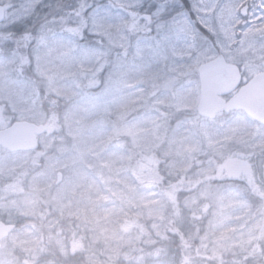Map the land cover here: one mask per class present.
Wrapping results in <instances>:
<instances>
[{"label": "rangeland", "instance_id": "obj_1", "mask_svg": "<svg viewBox=\"0 0 264 264\" xmlns=\"http://www.w3.org/2000/svg\"><path fill=\"white\" fill-rule=\"evenodd\" d=\"M64 1L37 19L33 0H0V130L55 122L35 153L0 147V219L17 224L0 264H76L85 242L83 264H263L264 125L196 113L197 68L217 53L244 79L264 70L261 0H238L244 22L206 43L127 51L41 29Z\"/></svg>", "mask_w": 264, "mask_h": 264}, {"label": "snow or ice", "instance_id": "obj_2", "mask_svg": "<svg viewBox=\"0 0 264 264\" xmlns=\"http://www.w3.org/2000/svg\"><path fill=\"white\" fill-rule=\"evenodd\" d=\"M43 8L51 10L52 5L33 0L24 18L40 19L37 10ZM56 12L59 15L43 14L41 29L58 27L78 48L80 41L91 37L102 51H127L141 44L175 48L194 41L206 43L218 35L217 26L227 35L233 25L243 23L248 8L238 0H76L57 5Z\"/></svg>", "mask_w": 264, "mask_h": 264}, {"label": "water", "instance_id": "obj_3", "mask_svg": "<svg viewBox=\"0 0 264 264\" xmlns=\"http://www.w3.org/2000/svg\"><path fill=\"white\" fill-rule=\"evenodd\" d=\"M5 18V7L0 5V24ZM199 99L196 113L205 119H214L218 113L242 111L253 121L264 125V71L240 86L241 75L237 66L227 63L221 54L197 68ZM236 91L221 106V97ZM47 132L42 125L16 122L0 131V146L9 152L32 151L36 148L37 135ZM228 176L239 174L237 162L227 167ZM14 230L13 224L0 221V249L2 241ZM264 263V253L262 257Z\"/></svg>", "mask_w": 264, "mask_h": 264}, {"label": "trees", "instance_id": "obj_4", "mask_svg": "<svg viewBox=\"0 0 264 264\" xmlns=\"http://www.w3.org/2000/svg\"><path fill=\"white\" fill-rule=\"evenodd\" d=\"M64 2H69V0H67V1H64ZM70 3V2H69ZM68 3V4H69ZM52 102H53V100H51V101H49V102H47V104H46V106H45V108H46V110L48 111L47 113H56V109L58 108V104L60 105V103H58V101H56L55 103H53L52 104ZM50 108H52L51 110H50ZM51 118V117H50ZM47 119V122H46V124H52L53 126L55 125V122L53 123L52 121L54 120H51V119ZM54 217H52V218H50V220H52ZM0 220H2L3 221V219H0ZM41 219H39V221H40ZM39 221H37V222H39ZM16 227H17V224H16ZM84 243V242H83ZM165 245H163L162 247H164ZM96 247H101V246H96ZM51 249V248H50ZM90 249H94V246H93V248H90V245H88L86 242L84 243V247H83V250L81 249V250H79V251H77V254H78V257H77V259H78V262L76 263V264H83L82 263V260L83 259H85L86 257L87 258H89L90 256H91V254L90 253H93L94 252V250L92 251V250H90ZM48 250V249H47ZM51 258H50V256H48L47 255V253H45V254H41L40 255V260L41 261H43V262H48L49 260H50Z\"/></svg>", "mask_w": 264, "mask_h": 264}, {"label": "flooded vegetation", "instance_id": "obj_5", "mask_svg": "<svg viewBox=\"0 0 264 264\" xmlns=\"http://www.w3.org/2000/svg\"><path fill=\"white\" fill-rule=\"evenodd\" d=\"M255 1H257V0H255ZM244 6H246L247 8H248V5H244ZM235 64H237V63H235ZM237 66H238V68H239V70H240V72H241V74H242V79H243V81H244V77H243V73H242V69H241V67L237 64Z\"/></svg>", "mask_w": 264, "mask_h": 264}]
</instances>
